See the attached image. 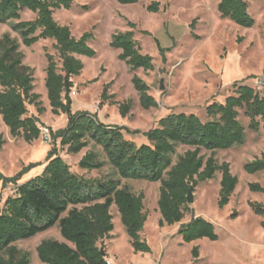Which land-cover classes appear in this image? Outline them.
I'll return each instance as SVG.
<instances>
[{
    "label": "trees",
    "instance_id": "1",
    "mask_svg": "<svg viewBox=\"0 0 264 264\" xmlns=\"http://www.w3.org/2000/svg\"><path fill=\"white\" fill-rule=\"evenodd\" d=\"M122 5H134L140 0H118ZM74 0H0V25L8 26L11 32L0 35V115L10 135L33 143L42 136L39 119L28 116V106L38 107L44 112L34 92V70L24 65L25 55L21 44L30 48L42 40L55 41V47L62 62L61 68L55 57L46 54L47 97L54 115L68 116L65 128L53 131L49 128L51 144L43 172L20 183L24 176L39 164H30L16 176L7 178L0 173L3 188L16 187V193L1 205L0 194V264H32L31 255L20 250L15 244L34 238L58 226L66 242L45 240L37 247L41 264H107V251L103 242L111 238L114 231L111 208L116 205L122 222L131 239L135 253L151 251L146 241L141 239L148 220L144 212V195H135L120 180L85 179L72 172L70 165L59 155L57 143L67 148V154L77 155L93 142L101 147L107 162L99 158L95 151L88 152L80 161L83 170L103 169L111 165L120 179L161 183L158 210L162 219L160 227L182 223L188 212L187 196L203 182L213 180L218 172L222 174L218 205L226 207L237 188L239 180L231 172L230 165H219L214 156L206 160L203 150L214 155L217 151L229 150L243 145L246 139L245 127L239 119L240 111L249 118V128L259 131L264 122V91L249 85H238L236 95L224 103H213L206 109L208 121L194 114L174 113L160 120L158 127L148 132L130 131L125 127L107 125L89 112H73L71 93L73 78L81 75L84 64L78 56L94 58L96 52L90 47L93 33H85L80 38L72 35L71 29L55 20L57 10H70ZM160 2L148 6L150 13H159ZM248 0H222L218 10L223 18H228L240 27L250 29L255 20L250 14ZM30 12L34 20H22L24 13ZM133 29L135 24H129ZM145 34H149L145 32ZM159 51H164L157 41ZM111 47L121 51L119 59L132 72L154 69V60L143 54L134 31L117 33L112 37ZM132 83L140 97L141 106L149 110L159 104L150 95V87L138 76ZM109 84L102 94L108 96ZM131 103L120 107L126 116ZM124 132L132 136H143L147 144L138 146L128 141ZM4 145L0 136V151ZM180 146L190 147L180 156L177 163L173 157ZM249 174L264 172V155L244 167ZM250 190L263 193L259 184H251ZM259 216H264V205L250 203ZM264 229V222L262 223ZM179 235L186 243L208 239L218 241L215 225L203 217H192L189 223L181 224ZM195 261L199 260V248L192 251Z\"/></svg>",
    "mask_w": 264,
    "mask_h": 264
},
{
    "label": "rangeland",
    "instance_id": "2",
    "mask_svg": "<svg viewBox=\"0 0 264 264\" xmlns=\"http://www.w3.org/2000/svg\"><path fill=\"white\" fill-rule=\"evenodd\" d=\"M160 2L159 13H150L148 6ZM222 0H140L134 5H122L118 0H74L70 10L55 12V20L71 29L72 35L80 38L93 33L90 47L96 52L94 58L78 56L84 69L73 78L71 93L73 112H89L99 121L113 126L125 127L130 131L148 132L158 127L161 119L174 113L194 114L208 121L206 109L213 103H224L236 95L238 85H249L257 89V82L264 78V0H248L250 14L255 20L253 28L246 29L223 18L218 10ZM35 15L26 12L22 20H34ZM133 23V29L129 24ZM135 32V39L143 54L154 60V69L132 72L119 59L120 50L111 47L112 37L117 33ZM11 32L8 26L0 25V35ZM145 32L149 34H145ZM21 43L17 34L12 33ZM157 41L164 50L159 51ZM25 55L24 65L34 70L35 90L44 112L38 107L28 106V116L39 119L42 131L50 128L58 131L65 128L68 116L54 115L47 97L46 54L53 55L59 68L62 62L55 47V41L42 40L27 48L21 44ZM138 76L149 87L150 95L156 99L158 108L144 109L132 83ZM109 84V101L102 99ZM258 90V89H257ZM131 103L126 116L120 107ZM240 121L245 127V143L229 150L217 151L214 155L203 150L206 160L214 156L219 165L227 163L239 180L230 203L221 209L218 205L222 174L218 172L213 180L200 183L194 190V202L188 204V212L182 223L160 227L162 219L158 210L161 183L120 179L116 170L107 163L101 170L87 171L79 167L82 158L90 151L99 154L107 162L101 147L93 142L77 155L67 154V148L57 143L59 155L70 165L72 172L85 179L120 180L135 195H144V212L148 216L141 239L151 251L135 253L131 239L122 222L116 205L111 208L114 231L103 245L108 258L114 264H264V216L257 215L250 203L264 205V194L250 190L251 184L264 188V172L249 174L246 164L264 155V122L255 132L249 128L250 120L240 111ZM128 141L138 146L147 144L143 136H132L124 132ZM0 136L4 145L0 151V173L7 178L16 176L30 164H39L20 183L43 172L51 140L45 137L33 143L13 138L0 115ZM193 148L180 146L173 163ZM16 187L3 188L0 182L1 205L15 195ZM203 217L215 225L218 241L202 239L186 243L179 235L181 224L189 223L192 217ZM45 240L66 242L58 226L40 233L32 239L15 245L31 255L32 264H41L37 247ZM199 248L200 258L195 261L192 251Z\"/></svg>",
    "mask_w": 264,
    "mask_h": 264
},
{
    "label": "built area",
    "instance_id": "3",
    "mask_svg": "<svg viewBox=\"0 0 264 264\" xmlns=\"http://www.w3.org/2000/svg\"><path fill=\"white\" fill-rule=\"evenodd\" d=\"M257 89L260 91H264V78H260L257 82ZM42 130V127H41ZM43 136L46 140H51L50 131L49 128L45 130V132L42 131ZM107 264H114L111 259L107 258Z\"/></svg>",
    "mask_w": 264,
    "mask_h": 264
},
{
    "label": "water",
    "instance_id": "4",
    "mask_svg": "<svg viewBox=\"0 0 264 264\" xmlns=\"http://www.w3.org/2000/svg\"><path fill=\"white\" fill-rule=\"evenodd\" d=\"M188 204H192L194 202V190L190 188L188 196H187Z\"/></svg>",
    "mask_w": 264,
    "mask_h": 264
},
{
    "label": "crops",
    "instance_id": "5",
    "mask_svg": "<svg viewBox=\"0 0 264 264\" xmlns=\"http://www.w3.org/2000/svg\"><path fill=\"white\" fill-rule=\"evenodd\" d=\"M106 251H107V249H106Z\"/></svg>",
    "mask_w": 264,
    "mask_h": 264
}]
</instances>
